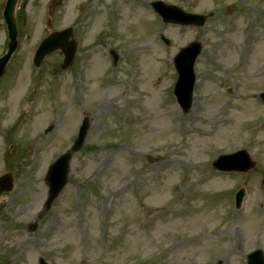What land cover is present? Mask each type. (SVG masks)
Listing matches in <instances>:
<instances>
[{
	"label": "rangeland",
	"instance_id": "1",
	"mask_svg": "<svg viewBox=\"0 0 264 264\" xmlns=\"http://www.w3.org/2000/svg\"><path fill=\"white\" fill-rule=\"evenodd\" d=\"M151 1L18 0V46L0 79V175L13 177L0 195V264H244L245 252L264 250V0H161L212 13L201 27L163 24ZM68 26L73 63L61 69L56 51L34 66L39 41ZM195 39L183 114L172 58ZM83 116L84 143L45 209L48 166ZM239 149L251 171L212 167Z\"/></svg>",
	"mask_w": 264,
	"mask_h": 264
},
{
	"label": "water",
	"instance_id": "2",
	"mask_svg": "<svg viewBox=\"0 0 264 264\" xmlns=\"http://www.w3.org/2000/svg\"><path fill=\"white\" fill-rule=\"evenodd\" d=\"M18 0H6L3 7V18L6 23L8 42L6 52L0 56V78L3 76L6 66L17 48L18 31L16 24V5ZM151 6L158 13L164 23H173L178 25H204L208 16L187 13L175 5L165 4L162 1H153ZM71 28H65L60 31H54L48 34L38 44L33 55V64L39 66L43 58L56 50H60L63 54L61 68L68 67L74 58L76 51V43L71 37ZM166 45L169 40L163 38ZM201 50V44L198 41H192L186 47L181 48L173 58V63L178 74L177 81L174 85L173 93L181 110L185 113L191 107L192 89L195 82L193 73L194 60ZM112 63L117 61V54L111 51ZM259 97L264 101V92L259 94ZM89 127L88 117H84L79 126L78 135L69 150L61 154L49 166L45 181L48 185V195L45 201L46 208L58 195L62 187L67 182V173L69 161L73 152L80 149L83 144L87 129ZM51 126L45 129V132L51 130ZM213 167L222 171H237L248 172L255 167V162L251 159L246 150L242 149L231 154L219 156L214 162ZM12 188V178L9 173L0 176V194L3 191H9ZM244 196V190L240 189L235 194V206L238 208ZM36 224H31L29 230L33 231ZM39 264H46L43 259L39 260ZM248 264H264L261 260L260 253L257 251L250 255Z\"/></svg>",
	"mask_w": 264,
	"mask_h": 264
},
{
	"label": "flooded vegetation",
	"instance_id": "3",
	"mask_svg": "<svg viewBox=\"0 0 264 264\" xmlns=\"http://www.w3.org/2000/svg\"><path fill=\"white\" fill-rule=\"evenodd\" d=\"M262 253H263V257H264V250H262ZM227 257H228V254L225 253V258H227ZM242 257H243V259H246V255L243 254Z\"/></svg>",
	"mask_w": 264,
	"mask_h": 264
},
{
	"label": "bare ground",
	"instance_id": "4",
	"mask_svg": "<svg viewBox=\"0 0 264 264\" xmlns=\"http://www.w3.org/2000/svg\"><path fill=\"white\" fill-rule=\"evenodd\" d=\"M96 12L99 13V11H96ZM97 17H98V16L96 15V16H95V19H96Z\"/></svg>",
	"mask_w": 264,
	"mask_h": 264
}]
</instances>
